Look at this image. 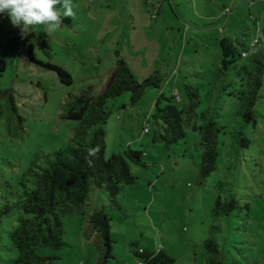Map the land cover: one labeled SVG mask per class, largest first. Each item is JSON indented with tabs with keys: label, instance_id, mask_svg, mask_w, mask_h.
I'll use <instances>...</instances> for the list:
<instances>
[{
	"label": "rangeland",
	"instance_id": "obj_1",
	"mask_svg": "<svg viewBox=\"0 0 264 264\" xmlns=\"http://www.w3.org/2000/svg\"><path fill=\"white\" fill-rule=\"evenodd\" d=\"M84 2L93 24L90 36L61 25L62 32L59 29L48 35L47 42H39L31 34L22 39L8 17L0 19V59L6 63L0 90L12 91L22 119L20 131L17 119L9 113L12 126L18 127L16 137L9 135L6 120L0 119V264H14L17 257L7 233L16 227L18 214L8 210V205L20 192L22 174L36 157L66 145L75 125L60 118L67 95L87 87V77L102 69L106 56L114 52L130 62L134 75L141 77L137 82L155 71L163 81L160 89L147 90L135 107L128 104L129 93L107 103L105 157L130 149L140 151L148 165L146 169L131 167L137 181L121 188L116 198L119 210L110 206L102 191H90L87 209L103 207L110 220L113 244L108 264H137L132 250L148 244L161 246L174 258L173 264H205L201 245L211 236L218 243L223 264H264V86L255 118L246 123L236 114L234 95L241 89L240 79L248 74V60L241 55L223 75L218 74L222 45L245 53L238 41L249 46L264 37V0ZM79 13L84 17V12ZM16 32L18 37L13 39ZM33 32L36 37L47 36L42 27ZM29 44L35 61L66 66L72 84L62 85L55 73L30 62L26 55ZM70 53L82 59L84 68L80 69ZM130 58L141 61L144 69ZM184 84L198 90L197 113L215 111L217 122L224 127L217 169L202 184L197 173L203 148L197 132L186 124L182 141L167 148L153 141L156 98L174 96L178 108H183L187 102ZM0 103L6 111V101ZM242 137L248 140L247 147L241 146ZM218 196L225 201L233 198L237 204L227 215L214 219ZM62 224L65 246L39 249L37 255L48 258L44 264H97L102 249L87 219L68 216L62 218ZM132 242L139 247L132 248Z\"/></svg>",
	"mask_w": 264,
	"mask_h": 264
},
{
	"label": "trees",
	"instance_id": "obj_2",
	"mask_svg": "<svg viewBox=\"0 0 264 264\" xmlns=\"http://www.w3.org/2000/svg\"><path fill=\"white\" fill-rule=\"evenodd\" d=\"M5 18L6 14H0V19ZM62 25H70V20L64 18ZM261 33L264 35V30ZM17 37L16 32L13 39ZM237 45L243 48L242 52H248L246 59L249 71L246 78L240 79L241 89L234 95L238 100L236 114L249 123L255 118L254 109L264 86V37H258L257 44L252 48L239 41ZM221 49V70L218 74L223 75L241 57V53L226 43ZM31 50L32 45L29 44L26 55L30 62L55 73L62 85L72 84V76L65 67L37 62L32 58ZM5 70L6 63L0 59V76ZM162 81V76L156 71L139 83L127 64L118 59L99 93H95L94 88L88 86L76 95H67L61 107L60 118L75 123L71 136L63 148L36 157L30 163L19 181L20 192L8 205V210L13 209L18 214L16 227L7 233L10 245L17 253L14 264H44L48 258L38 256L39 249L59 250L64 247L62 218L68 216H83L87 219L89 228L100 240L102 252L97 264H108L112 257L113 244L110 220L103 207L87 209L90 191L92 188L102 191L110 206L119 210L121 207L116 198L121 188L137 181L132 175L131 167L146 169L148 165L140 151L130 149L115 153L109 158L105 157L103 126L109 116L107 103L129 93L128 104L135 107L147 90L160 89ZM184 91L187 102L183 108H178L174 96L160 94L156 98L152 117L157 131L153 141L163 143L166 148L182 141L186 137V124L192 131L197 132L203 148L197 173L199 184H202L217 169L219 136L224 132V127L217 122L215 111L197 113L200 96L196 88L184 84ZM1 100H5L7 104L5 111V106L2 107L0 103V119L6 120L5 126L9 135L16 137L18 127V130H22V119L17 114L12 91L0 90ZM9 113L17 119L19 125L16 122L15 124L18 127L12 126L14 122ZM240 141L242 147L248 146L246 138L242 137ZM97 148L98 152L90 153V150ZM86 157L92 161L91 166L86 163ZM236 204L233 198L225 201L218 196L212 210L213 218L227 215L236 208ZM201 246L205 264H223V255L214 237L204 240ZM131 247L138 248L139 243L132 242ZM132 253L141 264L174 263V258L162 248L151 250L146 247L141 253L138 250H132Z\"/></svg>",
	"mask_w": 264,
	"mask_h": 264
},
{
	"label": "clouds",
	"instance_id": "obj_3",
	"mask_svg": "<svg viewBox=\"0 0 264 264\" xmlns=\"http://www.w3.org/2000/svg\"><path fill=\"white\" fill-rule=\"evenodd\" d=\"M0 14H6L13 27L19 28L21 38L42 27L47 35L55 34L64 18H76L73 0H0ZM97 149L90 150L95 154ZM86 163L92 165L87 157Z\"/></svg>",
	"mask_w": 264,
	"mask_h": 264
},
{
	"label": "crops",
	"instance_id": "obj_4",
	"mask_svg": "<svg viewBox=\"0 0 264 264\" xmlns=\"http://www.w3.org/2000/svg\"><path fill=\"white\" fill-rule=\"evenodd\" d=\"M80 3H77V0H73V5H74V10L76 11V18L75 19H71V18H66V19H69L70 20V25H68L67 27H70V29H72V31L75 33V34H79V35H85V36H90L92 33H91V30H92V20H91V18H89V13H90V8H89V5H85V2H84V0H78ZM87 3V2H86ZM78 4H80V5H78ZM79 11L80 12H84L85 13V15H84V17H81V15H80V13H79ZM81 18H84L85 20L84 21H80L81 20ZM8 19V18H7ZM107 21V20H106ZM64 26V25H63ZM61 29H63L62 27H60V30L59 31H61L62 32V30ZM33 31V30H32ZM98 32L99 33H101V29L100 30H98ZM35 39H38L39 40V42L41 41H43V42H47V40H49L48 38V35L47 36H45V37H36L35 36V34H34V32H32V33H30ZM106 34V33H105ZM103 37V35H101V37L100 38H102ZM44 38V39H43ZM46 38V39H45ZM63 39H62V37H61V39H60V41H62ZM25 46V45H24ZM74 47H76L75 45H74ZM77 48V47H76ZM88 49H91V47H88ZM247 54H248V52H245V53H241V55H242V57H246L247 58ZM69 57H71L72 59H73V61L74 62H76V63H78V64H80L81 65V68L80 69H82V68H84V62L82 61V59H77L74 55H72V53H70L69 54ZM118 59H122L126 64H127V66H128V68L130 69V71H131V73H132V75L134 76V78L137 80V81H139L140 79L139 78H141V77H136L135 75H134V73L132 72V69H131V67H130V62L126 59V58H124V57H122L121 55H120V53H116V52H114L113 54L111 53V54H109V55H107L106 56V58H105V61H104V63H103V68L102 69H98L97 71H95V73H91L90 74V77H87V78H89V79H87L86 80V83H85V85L88 87V86H92L93 88H94V91H95V93H99L101 90H102V88H103V86H104V84H105V82H106V80H107V78H108V76H109V74H110V72H111V70L114 68V66H115V63H116V61L118 60ZM80 60V61H79ZM130 61L132 62V63H134V64H137V67L139 68V69H144V67H143V63L141 62V61H138L136 58H130ZM62 64V63H61ZM62 65H64V64H62ZM63 67H65L66 69H67V67L66 66H63ZM156 72V71H155ZM158 72V71H157ZM154 74V73H153ZM152 74V75H153ZM86 88V87H85ZM84 88V89H85ZM122 106H125V104H123ZM80 217H83V216H80ZM89 227V226H88ZM95 235H96V233L93 231V230H91ZM142 245H140V247H141ZM146 246L148 247V248H150L151 250H155L156 249V247L157 246H152L151 244H148V245H144V246H142L141 247V249H144V248H146ZM162 250H163V248H162ZM164 251V250H163Z\"/></svg>",
	"mask_w": 264,
	"mask_h": 264
},
{
	"label": "built area",
	"instance_id": "obj_5",
	"mask_svg": "<svg viewBox=\"0 0 264 264\" xmlns=\"http://www.w3.org/2000/svg\"><path fill=\"white\" fill-rule=\"evenodd\" d=\"M255 44H257V38L254 39L250 44H249V48H252ZM162 247L161 246H157V249H161ZM138 251L141 253L142 252V249H138ZM137 264H141V262L138 261Z\"/></svg>",
	"mask_w": 264,
	"mask_h": 264
}]
</instances>
